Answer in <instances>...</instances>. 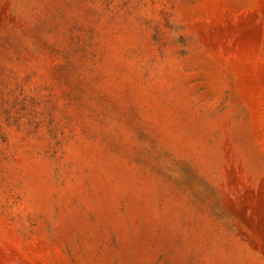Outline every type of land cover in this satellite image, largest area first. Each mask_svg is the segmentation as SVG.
I'll list each match as a JSON object with an SVG mask.
<instances>
[{
	"label": "rangeland",
	"instance_id": "obj_1",
	"mask_svg": "<svg viewBox=\"0 0 264 264\" xmlns=\"http://www.w3.org/2000/svg\"><path fill=\"white\" fill-rule=\"evenodd\" d=\"M0 264H264V0H0Z\"/></svg>",
	"mask_w": 264,
	"mask_h": 264
}]
</instances>
